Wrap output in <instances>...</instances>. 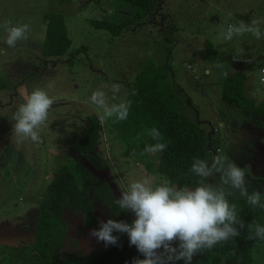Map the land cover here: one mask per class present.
<instances>
[{"label":"rangeland","instance_id":"obj_1","mask_svg":"<svg viewBox=\"0 0 264 264\" xmlns=\"http://www.w3.org/2000/svg\"><path fill=\"white\" fill-rule=\"evenodd\" d=\"M206 1L200 17L198 13L204 0H153L154 7L147 17L113 37L108 30L94 27L89 19L119 22L131 17L133 12L118 7L115 0H0V76L12 87L8 92H0V255L5 251L2 242L17 244L32 236L49 182L60 165L73 158L106 178L119 196L130 180L143 175L156 183H166L161 175L147 167L149 162L156 166L160 153L127 156L126 142L106 122L103 140L97 148V153L109 164L105 170H96L69 142L71 135L85 131L89 116L97 117V109L90 103L92 92L106 84L119 83L123 87L118 96L123 98L149 58L161 66L163 62L170 70L173 68L171 73L167 72L182 100L193 96L195 115H198L194 120L202 128V159L211 163L218 154L226 156L229 162L245 170L249 193L253 190L264 193V126L257 123L253 112L224 101L216 92L223 78L243 72L246 95L258 104L264 102L261 79L264 77V40H245L249 35L245 34L231 41L236 54L229 62L226 59L231 56L223 51L217 61L207 59L204 41L212 38L211 29L220 32L226 29L229 20L220 14L222 20L215 24L214 17L223 11L218 4L229 7L231 2ZM241 1L243 9L250 11L246 14L249 23L264 20V0ZM47 11L65 16L72 38L70 50L59 57L41 58L46 33L43 15ZM180 14L185 18L176 20L174 16L181 17ZM5 21L13 25L28 24V39L8 47L4 43ZM260 28L264 32V23ZM83 45L86 50L73 53ZM218 64L221 66L217 67ZM207 69L213 72L209 74ZM37 87L46 90L54 100L48 119L39 129L41 142L26 141L17 145L11 133V117L22 102L19 90L31 91ZM103 90L111 97L108 89ZM209 91L216 101L210 102ZM218 111L222 117H229L231 123L221 126L224 118H219ZM219 179V174L209 178L215 185ZM233 195L240 197L238 192ZM96 200L99 207L100 198ZM94 205L104 221L103 208L100 207V213ZM78 215L70 210L66 212L70 228L62 249L63 259L75 251L74 238L81 240L76 248L80 255L93 254L100 247V241L90 235L92 229H86ZM211 257L209 264H224L226 260L216 250ZM252 264H264V242L254 247Z\"/></svg>","mask_w":264,"mask_h":264},{"label":"trees","instance_id":"obj_2","mask_svg":"<svg viewBox=\"0 0 264 264\" xmlns=\"http://www.w3.org/2000/svg\"><path fill=\"white\" fill-rule=\"evenodd\" d=\"M120 8L133 12L128 19L116 22L105 19H89L96 28L108 30L113 37L122 34L124 29L149 15L154 7L153 0H115ZM46 33L41 58L59 57L66 54L72 46L69 27L62 13L47 11L43 15ZM206 56L214 59L216 50L207 45ZM86 50L83 45L73 53ZM207 58V59H208ZM172 81L167 68L158 65L149 58L140 69L137 78L123 97L131 101L128 118L124 121L107 119L105 122L126 142V155L141 154L146 144L155 143L150 137L142 135L146 129L157 128L162 142L167 148L160 153L159 164L152 162L147 167L161 175L166 184L177 187H195L201 178L190 171L195 158L202 159V128L181 111L179 96L173 91ZM246 75L237 72L226 76L222 81L221 97L224 101L253 112L260 126H264V102L258 104L245 93ZM8 83L0 76V89ZM104 123L98 117L89 116L88 125L82 133H74L69 138L72 147L96 170L103 171L109 164L98 153L97 148L103 140ZM144 154L142 156H147ZM206 183L212 184L209 179ZM47 196L42 200L33 234L17 244L2 242L4 252L0 255V264H132L133 259H143L135 246L130 245L126 233L113 232L117 236L116 245H107L100 241L95 253L80 255L76 248L81 240L72 239L75 251L63 259L62 249L70 228L66 216L68 210L78 215L86 229H98L102 219L95 210L97 198H100V212H105L103 220L109 218L131 223L134 213L121 211L116 204L120 196L104 177L97 175L80 159H71L60 165L58 172L47 186ZM262 200H264V193ZM228 200L237 206L238 214L246 227L240 235L224 244H218L210 251L197 254L192 264H209L214 250L226 256L224 264H252L253 249L264 241L247 238V225L253 222L264 225V209L252 208L244 198L229 195ZM100 212V213H101ZM81 230V229H80ZM81 233H84L81 230ZM86 233V232H85ZM1 239V238H0ZM98 242V241H97ZM174 242L173 246H177ZM75 246V247H74ZM172 264H184L183 260Z\"/></svg>","mask_w":264,"mask_h":264},{"label":"clouds","instance_id":"obj_3","mask_svg":"<svg viewBox=\"0 0 264 264\" xmlns=\"http://www.w3.org/2000/svg\"><path fill=\"white\" fill-rule=\"evenodd\" d=\"M262 23L264 20L228 24L226 29L222 28L221 36L224 41H231L236 36L250 33L256 39H261L264 38L260 28ZM3 28L6 33L4 43L8 47H15L19 41L28 39V24L13 25L5 21ZM224 74L227 75L226 72ZM122 87L119 83H112L92 92L90 103L95 105L101 124L107 119L119 122L128 118L131 101L118 96ZM104 88L111 92V97ZM19 95L22 102L11 117L12 136L17 145L26 141L38 144L41 142L39 129L48 119L54 100L39 87L31 91L21 88ZM142 135L156 141L146 144L142 155L155 156L167 148L157 128L146 129ZM155 163L158 165L159 160ZM190 171L201 178L195 187L156 183L148 175L130 180L121 189L116 204L121 211L134 213L135 219L131 223L111 218L106 222L100 221V227L92 229L90 235L107 246L117 244L118 238L113 232L126 233L130 245L135 246L144 257L133 259L132 264H172L180 260L184 264H192L195 255L238 237L246 227L237 206L229 202V195L238 192L252 208L264 209L261 192L253 190L249 193L245 170L235 162H229L226 156L218 154L211 163L195 158ZM216 174L220 177L217 185L206 183ZM247 229L248 239L264 241V225L253 222L247 225ZM174 242H178V245L173 246Z\"/></svg>","mask_w":264,"mask_h":264},{"label":"crops","instance_id":"obj_4","mask_svg":"<svg viewBox=\"0 0 264 264\" xmlns=\"http://www.w3.org/2000/svg\"><path fill=\"white\" fill-rule=\"evenodd\" d=\"M230 2H231V5L229 6V7H223V6H221L220 4H218V6L219 7H222L221 9L223 10L222 12H219V15L218 16H216V17H214V22H215V24H218V22H220L221 20H222V15H220V14H224L225 16H227L228 17V24H238L240 21H243V22H245V23H249V20H248V18L246 17V14H248L250 11L248 10V8L247 9H243V7H244V4H243V2L241 1V0H230ZM208 3V1H206V0H204V4H202L203 5V7L202 6H200V13H198V15H200V17H201V15H202V12L205 10V5ZM199 4V3H198ZM240 4H242V5H240ZM192 5H197V3H192ZM191 14V13H190ZM184 15V14H183ZM217 15V14H216ZM180 16L181 17H178V16H174V17H176V20H178L179 18H185V16H182L181 14H180ZM214 16V15H213ZM194 17H195V19H196V17L197 16H195L194 15ZM188 19L189 20H194V18H192V19H190L189 17H188ZM211 34H212V38H210V39H206L204 42H205V46H206V50H205V54H204V56L206 57V58H208L207 56H206V54H207V45L209 44V42H210V44L213 46V48L216 50V52H217V55H216V57L214 58V59H209V60H211V61H217L219 58H220V56H221V51H223L224 53H229V55L231 56V57H228L227 56V62H229V58L231 59L235 54H236V49L232 46V44H233V42L231 43V41L234 39V38H238V37H241V36H236V37H234L231 41H224L223 40V38H222V36H221V32L217 29V30H215V29H211ZM246 34H249L248 36H246V37H244V39L245 40H251V38H253V40H264V38H261V39H256L253 35H251L250 33H246ZM245 35V34H244ZM244 35H242V37L244 36ZM242 57V56H241ZM157 58V57H156ZM245 58V57H244ZM244 60V59H243ZM162 66H165L164 65V63L162 62ZM213 69H215V70H217V67L216 66H213ZM167 70H169V73H171V71L173 70V68H172V70H170V69H168L167 68ZM208 70V69H207ZM213 72V71H212ZM211 71L210 72H208L209 74H211L212 73ZM243 73V72H242ZM245 74V73H244ZM224 79V78H223ZM172 85H173V83H172ZM221 86H222V84H220V87L218 88V90H216V92L218 91V95H220V97H221ZM173 87V91L179 96V100H180V105H181V111L185 114V115H187L190 119H192L193 121H195L194 119L195 118H197L198 119V115H195L196 113L195 112H197V107H196V104L194 103V100H193V96L191 97L190 96V98H188V99H184L183 98V100H182V98H181V95H180V93H179V91H176L175 90V88H174V85L172 86ZM12 89V87H11V85H9L8 84V87H6V88H4V89H0V92H2V91H5V92H8L9 90H11ZM212 93V91H209L208 93H207V95H208V99L210 100V102H212V101H216L217 99H214V98H212V96L214 95V94H212V95H210ZM221 99H222V97H221ZM0 100H1V97H0ZM222 106H224V105H222ZM219 112V118L221 117V119H223L224 118V120H222L221 121V126H226V124L227 123H231L230 122V118L229 117H222L221 115H220V112L221 111H218ZM224 116V115H223ZM196 122V121H195ZM197 123V122H196ZM201 126V125H200Z\"/></svg>","mask_w":264,"mask_h":264},{"label":"built area","instance_id":"obj_5","mask_svg":"<svg viewBox=\"0 0 264 264\" xmlns=\"http://www.w3.org/2000/svg\"><path fill=\"white\" fill-rule=\"evenodd\" d=\"M262 73L264 74V68L262 69ZM264 81V77L261 78ZM220 151V149H218Z\"/></svg>","mask_w":264,"mask_h":264}]
</instances>
